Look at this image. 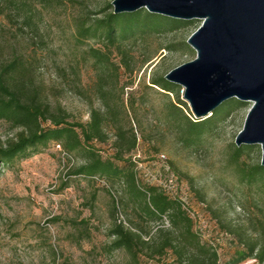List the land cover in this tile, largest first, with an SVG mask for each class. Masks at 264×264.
I'll use <instances>...</instances> for the list:
<instances>
[{
    "label": "rangeland",
    "instance_id": "1",
    "mask_svg": "<svg viewBox=\"0 0 264 264\" xmlns=\"http://www.w3.org/2000/svg\"><path fill=\"white\" fill-rule=\"evenodd\" d=\"M111 1L27 0V13L34 23L29 27L18 4L0 0V63L21 54L31 66L25 82L30 79V87L48 105L49 114L62 112L70 124L85 125L90 110H104L99 87L107 92L108 104L120 112L121 127L130 128L137 138L134 155L138 178L184 200L194 216L195 229L218 244L219 264H227L234 236L219 223L249 229V219L255 224V220L264 222L262 189L257 183L240 182L229 162L234 136L250 103L213 126V118L207 120L205 126L212 127L193 143L183 141L165 109L168 101H173L184 115L193 118L186 103L181 106L174 94L162 95L149 87V79L164 76L194 58L190 48L192 54L184 47L169 51L167 45L185 43L200 22L128 46L131 71L119 69L116 80L110 76L111 67L99 70L89 53V48H100V44L79 39L75 33L79 20L89 23ZM144 57L148 59L142 63ZM109 59L116 64L118 56L112 54ZM178 88L182 101V89ZM105 129L107 141L94 147L108 157L114 131L109 126ZM20 131L0 120V144ZM242 159L250 165L259 163V146H252ZM84 161L80 148L57 151L49 143L29 158H16L0 166V264H133L124 251L107 250L113 222L147 242L157 230L169 229L167 219L153 220L141 213L140 203L128 197L122 179L98 176L102 184L67 175ZM137 263L178 264L170 251L158 260L139 253Z\"/></svg>",
    "mask_w": 264,
    "mask_h": 264
},
{
    "label": "trees",
    "instance_id": "2",
    "mask_svg": "<svg viewBox=\"0 0 264 264\" xmlns=\"http://www.w3.org/2000/svg\"><path fill=\"white\" fill-rule=\"evenodd\" d=\"M47 1L59 0H42ZM18 4L25 25L34 27L30 13H27V0H8ZM89 23L84 19L76 23L75 33L79 39L97 41L100 48H89L94 63L99 70L110 66L112 78L117 80V71L124 69L130 72L132 57L128 46L136 41L165 34L193 26L196 21H179L167 17L149 14L140 9L132 13L112 14L110 3L104 4ZM184 47L192 54L189 47L182 41L168 44L167 49L174 51ZM118 56L117 63H112L109 57ZM144 57L142 63L147 61ZM29 62L18 54L7 63H0V120L20 128L13 139L0 144V166L9 164L12 160L26 159L39 153L40 149L49 143H57L62 151L72 152L80 148L85 161L74 167L69 174L84 178L101 176L108 180L122 179L125 183L128 197L140 204L141 213L153 220L167 219L169 229L157 230L149 241H143L137 233L125 229L119 222H113L108 231L112 240L107 246L109 252L124 251L133 264L137 263L139 253H144L149 260H158L170 251L178 264H219V246L209 238H203L195 229V219L188 213L186 204L178 197L165 191L162 187L141 181L136 175L135 155L137 138L133 131L120 125V112L108 104V94L100 87L98 94L103 101L104 110H90L89 121L85 125L65 122L66 114L51 115L48 105L41 99L36 89L30 87V79L25 77L30 73ZM28 79V78H26ZM102 80L101 78H99ZM151 88L162 95H175L179 105L185 103L178 99V86L170 84L161 74L151 76ZM246 103L231 99L215 108L203 119H195L184 115L182 109L173 101L166 104V114L179 130L180 137L185 142H194L216 122L230 117L243 108ZM214 120L212 126L206 127L207 120ZM113 128L114 140L112 153L103 157L94 146L103 145L108 137L106 127ZM78 129V132H76ZM252 151V146L231 147L229 162L234 165L235 173L240 182L257 183L264 195V167L259 163L247 164L243 157ZM63 187L65 184H62ZM116 210L115 204L112 205ZM248 220V228L233 227L231 224H220L234 236L233 251L227 264H241L248 259H254L258 264H264V222Z\"/></svg>",
    "mask_w": 264,
    "mask_h": 264
},
{
    "label": "water",
    "instance_id": "3",
    "mask_svg": "<svg viewBox=\"0 0 264 264\" xmlns=\"http://www.w3.org/2000/svg\"><path fill=\"white\" fill-rule=\"evenodd\" d=\"M110 6L112 14L143 9L200 22L185 41L194 58L163 79L183 90L182 101L195 119L231 99L250 103L233 145L259 146L264 167V0H112Z\"/></svg>",
    "mask_w": 264,
    "mask_h": 264
},
{
    "label": "built area",
    "instance_id": "4",
    "mask_svg": "<svg viewBox=\"0 0 264 264\" xmlns=\"http://www.w3.org/2000/svg\"><path fill=\"white\" fill-rule=\"evenodd\" d=\"M182 94H183V90H182ZM53 146H54V148L57 150V151H62L61 150V148H60V145L59 144H57V143H53ZM159 158L161 159V158H163L162 156H159ZM91 179L92 180H94V181H96V182H98V183H102L103 184V182H102V180H99V178L97 177V176H95V177H91ZM157 186H158V184H156ZM161 187V186H160ZM179 199V198H178ZM179 201H181V202H183L184 204H185V202H184V200H180L179 199ZM188 211V213H189V215L192 217V212H190L189 210H187Z\"/></svg>",
    "mask_w": 264,
    "mask_h": 264
}]
</instances>
